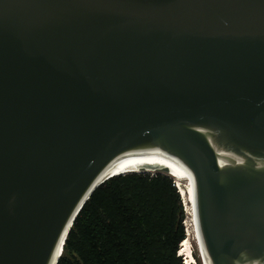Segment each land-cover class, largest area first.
Returning <instances> with one entry per match:
<instances>
[{"label":"water","instance_id":"obj_1","mask_svg":"<svg viewBox=\"0 0 264 264\" xmlns=\"http://www.w3.org/2000/svg\"><path fill=\"white\" fill-rule=\"evenodd\" d=\"M173 160L202 264H264V0H0V264Z\"/></svg>","mask_w":264,"mask_h":264},{"label":"trees","instance_id":"obj_2","mask_svg":"<svg viewBox=\"0 0 264 264\" xmlns=\"http://www.w3.org/2000/svg\"><path fill=\"white\" fill-rule=\"evenodd\" d=\"M184 218L169 176L112 177L83 205L57 264H182Z\"/></svg>","mask_w":264,"mask_h":264},{"label":"bare ground","instance_id":"obj_3","mask_svg":"<svg viewBox=\"0 0 264 264\" xmlns=\"http://www.w3.org/2000/svg\"><path fill=\"white\" fill-rule=\"evenodd\" d=\"M164 168L169 169L170 174H168V176L170 178H172V179H175L177 188L179 189L180 197H181V200H182V203H183V206H184V209H185V213H186L185 215H187L186 217H188V222H189V223H187V226L189 225V230H188V233L186 235L187 236H192V240H194V243H195L196 248L198 250V259H199L200 263L202 264L199 244H198V241H197V237H196V234H195V230H194V227H193V223H192V220H191V216H190V213H189V209H188V206H187V202H186V199H185V195H184V192H183V188H182V185H181V181H180V178H179V174H178V171H177L175 160H173L168 166H146V163H136V166H122V168H118L117 169V172L118 173H123L124 175L125 174H130L132 172H137L138 173L140 171H144L145 173H148V174H153V172H155V171L157 172L158 170L160 171L161 169H164ZM186 220H187V218H186ZM187 236H185V239L180 244V252L179 253H180V255L188 256L190 258L189 260L191 261V259H192V262H194L193 261L194 258L191 255V251H190V247H189V243L190 242L186 238ZM188 257H187V259H188Z\"/></svg>","mask_w":264,"mask_h":264},{"label":"rangeland","instance_id":"obj_4","mask_svg":"<svg viewBox=\"0 0 264 264\" xmlns=\"http://www.w3.org/2000/svg\"><path fill=\"white\" fill-rule=\"evenodd\" d=\"M156 173H159V172H153V174H156ZM153 174H151V175H153ZM184 214H186L185 213V209H184ZM186 216L187 215H185V218H184V221H183V226H184V230H185V236H187L186 234L188 233V230H189V225L187 226V223H189L188 222V217H186ZM186 218H187V220H186ZM186 238L190 242L189 243V247H190L191 255L194 258V260H193L194 262H192V259L190 261L189 260L190 258L188 256H186V255H180V253H179L180 252V245H179V250L177 252V256H179L182 259V264H201L200 261H199V259H198V250L196 248V245L194 243V240H192V236H187ZM187 257H188V259H187Z\"/></svg>","mask_w":264,"mask_h":264}]
</instances>
